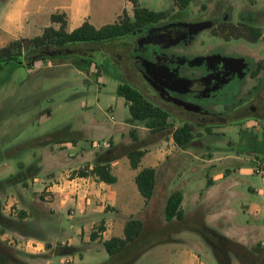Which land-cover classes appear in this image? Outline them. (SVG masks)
Listing matches in <instances>:
<instances>
[{
	"label": "rangeland",
	"instance_id": "rangeland-1",
	"mask_svg": "<svg viewBox=\"0 0 264 264\" xmlns=\"http://www.w3.org/2000/svg\"><path fill=\"white\" fill-rule=\"evenodd\" d=\"M137 1L140 6L150 10L166 11L167 16L125 39L107 43L73 44L64 48L52 47L46 52L45 59L28 62L23 58L20 60L22 63L17 61L19 65L9 62L0 67V250L11 260L14 256L28 264H47L50 258L52 264H102L108 259L105 251H93L83 254L81 258L78 254L73 255V261L65 262L66 258H71L62 253V247L67 246V243L62 242L64 239L57 235L58 229L54 227L63 225L68 229L71 220L64 214L53 213V205L58 197L56 192L46 191L49 185L45 184L48 183L46 180L52 178L50 174H39L35 181L32 178L22 179L21 176L23 182L18 181L12 185L5 184V180L19 172L21 166L42 162L49 146H53L54 153L60 152L54 159H49L50 165L62 166V154L75 152L76 157L79 152L91 151V155L99 153V144L103 143L96 141L94 145L95 141L86 140L91 138L90 135L83 136L88 133L86 130L90 126L106 129L119 127L113 143L123 147L139 146L144 153L167 149L173 151L168 141L172 130L168 128L150 133L143 126L132 124L125 99L116 93L119 83L129 82L144 92L153 103L171 110L167 118L170 125L175 127L185 122L183 119L187 117L186 114L180 118L174 110L175 105L162 102L156 88L149 83L148 79L152 78L147 77L148 65L157 72L163 70L162 64L152 60L154 56L166 60L178 58L181 67L173 69L179 73L182 70L184 76L190 75L185 64L196 71L202 60L209 57L223 63L225 76H237L222 89H218L214 98L196 102L210 116L207 118L206 114L208 120L199 119L198 115L192 116V119L197 120L193 121L196 136L184 147L189 154L179 153L174 158L170 156L167 165L181 168L186 177L194 166L197 167V173L225 168L232 173L237 168H253L254 173L255 165L264 163V127L260 121H227L219 116L225 106L230 107L243 101L247 102V106L257 105L260 97L264 96V0H191L185 8L174 5L172 0ZM124 11L129 17L133 16L131 0H117L116 12L104 21L120 22ZM222 23H226L228 33L219 30ZM241 24L258 27V39L246 37ZM232 26L237 29H231ZM238 32L241 36H235ZM260 61L263 64L258 76H249L250 70ZM165 71L169 72V68L166 67ZM255 90L257 99L249 100ZM177 99L185 103L192 101L186 93L176 94ZM236 117L231 115L229 119ZM205 125H209V133L204 130ZM257 126H260L261 131L258 134L255 133ZM130 129L136 131L138 141H133L128 133ZM104 144L102 147L106 146ZM71 146L76 148H67ZM119 151H122L121 148ZM80 154L81 165H84L85 157L83 153ZM222 155H231L233 158L204 162L208 158ZM157 168L159 173V166ZM235 178L240 183L235 187L237 196L231 206L236 210V219L244 224L251 222V218L240 210V202L244 201L245 196L254 197L247 187L249 182L258 183L259 174L246 176L236 173ZM204 184V177L195 178L191 182L194 192ZM176 185L170 181L166 189L175 190ZM158 203L156 210L160 217L163 216V203L161 200ZM13 221L22 223L19 226L25 234L15 229ZM28 225L47 237L38 239L26 235ZM144 226L146 236L141 245L154 244L155 247H150V251V248L147 249L133 264H172L173 255L165 251L163 246L156 245L164 240L162 233L150 232L152 223L147 222ZM93 229L95 227L88 228L80 238V235H76L75 239L81 241L83 237H89ZM73 237L70 235V238ZM197 239L200 237L197 236ZM38 244L43 249L31 252V247ZM204 254H199L200 261L217 264L210 252ZM244 258V264L253 262L248 254Z\"/></svg>",
	"mask_w": 264,
	"mask_h": 264
},
{
	"label": "crops",
	"instance_id": "crops-1",
	"mask_svg": "<svg viewBox=\"0 0 264 264\" xmlns=\"http://www.w3.org/2000/svg\"><path fill=\"white\" fill-rule=\"evenodd\" d=\"M116 10L117 0H96L95 3L93 0H0V48L20 38L39 36L47 27L58 29L60 22L51 20L53 14L62 16L65 21V30L70 32L85 21L95 28H100L108 24L104 19L110 17V14L115 13ZM118 128L106 129L100 126H90L86 130L88 133H84L83 136H91L86 140L95 141L94 145L96 141L107 143L104 147H102L103 144H99L100 152H102L111 144L117 145L113 141L117 138ZM259 129L260 126L255 128L256 134L261 132ZM168 141L172 144L170 147L174 148L173 151L167 149L161 152H145L136 169L130 166L129 159L124 155L112 160L109 168L116 177L114 183H105L93 175L79 176L77 174V171L85 166H88L89 170L92 168L96 154L91 155V151L79 152L76 157L75 152L62 154L64 163L59 166L58 164L50 165L49 159H54V156L60 152L54 153L53 146L46 148L44 160L35 163L39 168L37 174L29 178L35 181L39 174H50L52 177L51 180H46L48 183L45 184H49L46 191L56 192L58 197L53 205V213L64 214L71 220L68 229L63 225L59 228L54 227L55 230L58 229L57 235L64 239L62 242L73 247V251L64 252V256L71 257L69 260L73 261V255L76 254L81 258L85 253L105 251L102 242L114 236L123 237L125 222L129 218H136L143 222V230L147 222L152 223L150 232H161L164 239H169L156 245L163 246L165 251L173 255L172 264H209L199 260L201 253L206 255L210 252L214 257L199 233L187 228L176 229L180 227L176 221L172 228L166 227L164 205L168 195L174 191L167 190L166 185L174 181L177 184L175 190H180L183 196L181 207L186 223L191 226L204 224L217 230L252 252L254 255L252 264H264V174L259 175L258 183H248L247 189L254 197L245 196L244 201L240 202V210L250 216L251 222L242 224L236 219V210L231 206L233 199L237 196L235 187L240 183L235 178V174L250 176L255 173H252L253 168H237L234 173L228 168L216 171L208 169L205 173H197V167L194 166L190 169V175L185 177V171L177 166L167 165L166 161L168 158H174L176 154H189V152L186 148L176 146L171 133ZM67 143H61L60 146ZM67 148L75 149L76 146ZM80 153H83L85 157L84 165H81ZM124 158L126 161H123ZM228 158L233 157L231 155L215 156L204 162L222 161ZM157 166H159V173ZM145 167H152L156 170L155 191L147 202L139 193L134 180L137 172ZM202 177L205 178L204 186L194 192L191 182L195 178ZM74 181L80 183L78 189L73 186ZM159 200L163 203V216L160 217L156 210ZM97 226H102L103 230H99ZM91 227H95V230L91 231V233L96 232L94 239H91L90 235L87 238L83 237L81 241L75 239L76 235H80V238ZM70 235L74 237L70 238ZM197 236L200 239H197ZM36 237L45 239L47 236L39 234ZM38 239L35 241L38 242ZM42 249L43 246L38 244L37 247H31V252H39ZM46 263L52 264V258ZM232 264L242 263L233 258Z\"/></svg>",
	"mask_w": 264,
	"mask_h": 264
},
{
	"label": "trees",
	"instance_id": "trees-1",
	"mask_svg": "<svg viewBox=\"0 0 264 264\" xmlns=\"http://www.w3.org/2000/svg\"><path fill=\"white\" fill-rule=\"evenodd\" d=\"M172 1L174 5L179 6L180 8L187 7L191 2V0ZM131 2L133 5L132 17H129L124 11L123 19L120 22L108 23L100 28H95L93 25L85 21L79 27L67 32L65 30V21L62 16L53 14L51 15V20L54 22H60V27L58 29L47 27L39 36L20 38L0 48V67L9 62H15L16 65H19L17 61H20L23 58L28 62L45 59L47 57L46 52L52 47L64 48L73 44L93 42L107 43L116 39H125L132 33L138 30H144L147 26L156 24L167 16L166 11H153L146 7H142L137 0H131ZM225 24L226 23H222L219 30L228 33ZM241 25L244 27V35L246 37H249L252 40L258 39L260 36V29L258 27L247 24ZM231 29L237 28L232 26ZM235 36L241 35L238 32ZM262 64L261 61L256 63V74L261 69ZM116 93L125 99L130 113L129 120L132 124L143 126L148 129L150 133H158L170 128L172 130V139L179 148H184L189 145L196 136L193 131L194 126L190 122L185 121L175 128L170 125L169 121H167L170 113L160 105L153 103L144 92L131 83H119L116 88ZM204 130L209 133L210 127H205ZM128 133L133 141L139 140L134 129H130ZM120 148L122 151L117 152ZM143 154L144 150L139 146L130 145L128 147H123L121 145L111 144L109 148L95 155L94 164L90 170L88 169V166H85L84 168L79 169L77 174L79 176L93 175L96 176L98 180L105 183H114L116 177L111 173L109 163L124 155L129 159L130 166L133 169H136L139 166ZM38 170L39 168L35 164L27 167L22 166L20 167L19 172L10 175L9 178L5 180V184L12 185L17 183L18 181H21L22 177V179H28L37 174ZM134 180L139 193L147 202L153 196L155 191L156 170L152 167L142 168L137 172ZM182 198L183 196L180 190H174L168 195L164 205L166 227H173V224L176 221L180 224V227L176 229L187 228L199 233L203 241L209 246L217 264H232L233 258H236L244 264V257L247 256V254L251 256V258H254L252 252L247 250L244 246L227 238L217 230L204 224L191 226L186 223L184 221V213L181 207ZM13 223L15 229L24 233L19 226V224L22 223L15 221H13ZM99 230H103V227L100 226ZM26 235L39 236V233L33 229L32 226L28 225ZM145 236L146 233L143 230V222L136 218H129L125 222L123 237L114 236L102 242L103 247L108 254V259L102 264H132L142 253L154 245H141ZM90 237L91 239H94L96 237V232H92ZM168 240L169 239H164L160 242ZM72 251L73 247L71 246L62 247V253H69ZM0 264L28 263H25L14 256L11 260L3 250H0Z\"/></svg>",
	"mask_w": 264,
	"mask_h": 264
},
{
	"label": "flooded vegetation",
	"instance_id": "flooded-vegetation-1",
	"mask_svg": "<svg viewBox=\"0 0 264 264\" xmlns=\"http://www.w3.org/2000/svg\"><path fill=\"white\" fill-rule=\"evenodd\" d=\"M154 57L152 58V60H157V64H162L163 70L161 72H157L153 69V67L148 65L147 71L149 75H147V77L152 78L148 79L149 83L152 84L154 88H156L155 91L156 93H158L157 95L162 102L168 105H175L174 110L177 115H180V118H183L184 115L182 114H186L187 117L184 118L183 121L190 122L193 126L195 124L193 121L197 120L192 119V116L198 115L197 118L199 119H207L208 116H210V113H208V111L204 109V107L197 105L196 102H204L214 98L218 89H222L224 85L232 81L233 78L237 77L236 74L233 76L230 74L225 76V70L222 66L223 63L221 64L219 62H216L214 59H210V57L202 60V63L196 68V71H192V68H188V65L185 64V68L190 71L189 76H184L182 70L180 71V73L178 70L174 71V67H181V65H179V63L181 64V60L179 61L178 58L172 57L171 59L166 60L156 56ZM166 67L169 68V72L165 71ZM255 71L256 65H254L248 75L255 78L258 76L261 69L257 74ZM222 73L223 76H220V74ZM186 78H188L189 81H187ZM186 81L188 83H186ZM185 93L186 95L191 96L192 101H186V103L181 99H177L176 101V94L183 95ZM257 96V91L255 90L254 94L248 99H257ZM173 101H175V104L173 103ZM246 104L247 102L243 101V103H236L235 105L230 107L225 106L224 109L220 112L221 115L219 116H222L223 119L227 121H246L249 119H254L255 121H260V123L264 127V96L260 97V102L257 105L253 104L247 106ZM160 106L171 113L170 109L165 108L163 105ZM249 106H251V108H249ZM250 109L252 111L248 112ZM231 115H236L237 117L229 119V116ZM205 127H209V125H205L204 129Z\"/></svg>",
	"mask_w": 264,
	"mask_h": 264
},
{
	"label": "built area",
	"instance_id": "built-area-1",
	"mask_svg": "<svg viewBox=\"0 0 264 264\" xmlns=\"http://www.w3.org/2000/svg\"><path fill=\"white\" fill-rule=\"evenodd\" d=\"M254 172L256 174L263 175L264 174V164L257 163L254 167ZM73 186L78 189L80 187V183L78 181H74ZM65 262L66 263L70 262L69 258H66Z\"/></svg>",
	"mask_w": 264,
	"mask_h": 264
},
{
	"label": "water",
	"instance_id": "water-1",
	"mask_svg": "<svg viewBox=\"0 0 264 264\" xmlns=\"http://www.w3.org/2000/svg\"><path fill=\"white\" fill-rule=\"evenodd\" d=\"M19 63H22L21 61H19Z\"/></svg>",
	"mask_w": 264,
	"mask_h": 264
}]
</instances>
